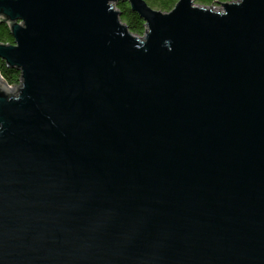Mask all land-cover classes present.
<instances>
[{
  "label": "water",
  "instance_id": "95a60500",
  "mask_svg": "<svg viewBox=\"0 0 264 264\" xmlns=\"http://www.w3.org/2000/svg\"><path fill=\"white\" fill-rule=\"evenodd\" d=\"M0 0V264H264V0Z\"/></svg>",
  "mask_w": 264,
  "mask_h": 264
},
{
  "label": "trees",
  "instance_id": "16d2710c",
  "mask_svg": "<svg viewBox=\"0 0 264 264\" xmlns=\"http://www.w3.org/2000/svg\"><path fill=\"white\" fill-rule=\"evenodd\" d=\"M148 6L152 9L159 10L161 12L169 11L176 0H144ZM194 4L198 6L210 7L219 5L218 2H227L235 0H192ZM115 9L119 13V19L124 23L129 32L140 37L144 32V24L141 18L135 12L129 9V6L125 0L118 1L115 4ZM0 43L11 44L12 38L8 32L7 25L5 23H0ZM0 77L6 85L16 86L19 81V72L14 68L5 67L2 60H0Z\"/></svg>",
  "mask_w": 264,
  "mask_h": 264
},
{
  "label": "built area",
  "instance_id": "2783aa9c",
  "mask_svg": "<svg viewBox=\"0 0 264 264\" xmlns=\"http://www.w3.org/2000/svg\"><path fill=\"white\" fill-rule=\"evenodd\" d=\"M213 10H218V11H220L221 10V8H220V5L218 6V5H216V6H210Z\"/></svg>",
  "mask_w": 264,
  "mask_h": 264
},
{
  "label": "rangeland",
  "instance_id": "374dc122",
  "mask_svg": "<svg viewBox=\"0 0 264 264\" xmlns=\"http://www.w3.org/2000/svg\"><path fill=\"white\" fill-rule=\"evenodd\" d=\"M219 6V5H218Z\"/></svg>",
  "mask_w": 264,
  "mask_h": 264
}]
</instances>
